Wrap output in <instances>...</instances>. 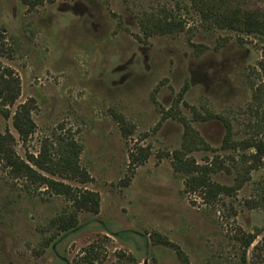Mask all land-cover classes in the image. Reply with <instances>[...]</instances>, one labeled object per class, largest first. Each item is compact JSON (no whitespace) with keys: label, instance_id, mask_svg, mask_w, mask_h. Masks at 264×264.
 I'll use <instances>...</instances> for the list:
<instances>
[{"label":"rangeland","instance_id":"374dc122","mask_svg":"<svg viewBox=\"0 0 264 264\" xmlns=\"http://www.w3.org/2000/svg\"><path fill=\"white\" fill-rule=\"evenodd\" d=\"M165 14L184 29L145 37L140 20ZM3 68L20 85L8 118L0 105L17 155L76 142L91 179L62 182L100 203L62 231L53 220L72 204L0 165V264H264V158L237 146L264 144L255 40L200 22L190 0H0ZM25 102L35 130L23 144L12 115ZM176 152L230 193L206 203L186 190Z\"/></svg>","mask_w":264,"mask_h":264},{"label":"trees","instance_id":"16d2710c","mask_svg":"<svg viewBox=\"0 0 264 264\" xmlns=\"http://www.w3.org/2000/svg\"><path fill=\"white\" fill-rule=\"evenodd\" d=\"M246 2L247 0H190V8L200 22L206 23L212 28L232 32L240 41L248 38L255 40L264 58V8H249L244 5ZM140 29L145 37H150L179 33L184 29V26L182 21L176 20L171 14H165L163 17L142 18ZM19 93L20 85L16 75L9 68L1 69L0 105L5 108L4 112L7 118L10 113L6 112V108L14 106ZM32 110L31 104L25 102L18 105L12 115V127L23 144L27 142L35 130V124L31 117ZM188 138L194 141L192 134H188ZM224 143L229 146L232 145L229 141V134H227ZM15 144L16 139L9 131H0V165L8 170L14 178H23L37 185H42L49 193L61 195L72 204L73 212L68 216L61 215L53 220L62 231L71 229L77 224V213H98L100 199L97 193L76 189L62 182V180H68L85 184L91 179L79 165L81 148L76 142L63 140L57 144L54 154H49L43 148L37 156L28 155L26 161L17 155ZM237 146L243 149H255V159H258L259 162L264 158V144L260 141L241 143ZM175 155H178L176 158L179 164L177 170L185 172L186 175V190L200 191V195L206 203H212L218 196L227 195L232 190L231 187L211 182L208 178V172L213 170L208 167H198L195 164L185 163L180 157L183 155L180 152H176ZM187 167L190 168L187 169ZM258 203L256 202L253 208L257 207ZM260 203L264 204V187L262 188ZM257 237L258 234L242 235L240 240L244 248L248 249ZM164 244L174 247L167 241ZM256 247L254 246V249Z\"/></svg>","mask_w":264,"mask_h":264}]
</instances>
